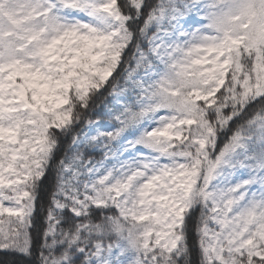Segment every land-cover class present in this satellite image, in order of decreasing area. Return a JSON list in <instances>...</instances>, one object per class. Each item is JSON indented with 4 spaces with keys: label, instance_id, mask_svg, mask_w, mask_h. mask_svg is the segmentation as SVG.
<instances>
[{
    "label": "snow or ice",
    "instance_id": "1",
    "mask_svg": "<svg viewBox=\"0 0 264 264\" xmlns=\"http://www.w3.org/2000/svg\"><path fill=\"white\" fill-rule=\"evenodd\" d=\"M0 264H264V0H0Z\"/></svg>",
    "mask_w": 264,
    "mask_h": 264
}]
</instances>
